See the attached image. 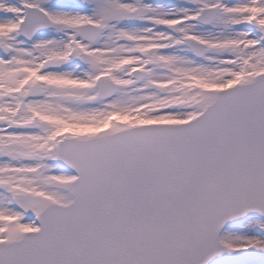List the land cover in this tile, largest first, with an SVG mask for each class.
Masks as SVG:
<instances>
[{"label": "snow or ice", "instance_id": "6c2138e0", "mask_svg": "<svg viewBox=\"0 0 264 264\" xmlns=\"http://www.w3.org/2000/svg\"><path fill=\"white\" fill-rule=\"evenodd\" d=\"M0 264H264V0H0Z\"/></svg>", "mask_w": 264, "mask_h": 264}]
</instances>
